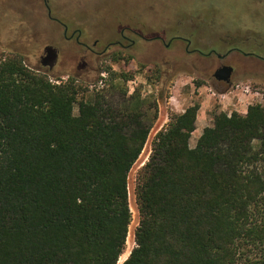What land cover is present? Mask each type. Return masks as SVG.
<instances>
[{
	"label": "trees",
	"instance_id": "16d2710c",
	"mask_svg": "<svg viewBox=\"0 0 264 264\" xmlns=\"http://www.w3.org/2000/svg\"><path fill=\"white\" fill-rule=\"evenodd\" d=\"M107 69L110 82L89 91L76 75L54 81L21 53L0 54V264H119L130 172L158 110L129 93L133 73ZM200 107L157 132L121 264H264V105L214 110L192 147Z\"/></svg>",
	"mask_w": 264,
	"mask_h": 264
},
{
	"label": "rangeland",
	"instance_id": "374dc122",
	"mask_svg": "<svg viewBox=\"0 0 264 264\" xmlns=\"http://www.w3.org/2000/svg\"><path fill=\"white\" fill-rule=\"evenodd\" d=\"M61 23L68 25V35L80 29L83 44L75 37L66 39ZM124 27H129L125 34L135 40L134 44L122 38L120 30ZM133 30L141 31L144 37ZM158 34L162 38H155ZM188 39L191 45L187 50ZM117 40L127 46L115 43L101 53ZM47 48L57 55L44 62ZM245 48L264 53V0H0V54L21 53L29 66L49 73L54 81L76 75L85 79L89 91L110 82L109 66L113 71L131 72L134 79L127 83L129 93L138 89L157 103L158 117L129 176L133 219L119 264L135 246L140 218L135 194L139 170L149 159L155 136L169 116L183 112L192 103H201L205 95L203 89L200 91L202 84L213 92L248 83L258 92L249 95V104L264 105V60L245 55ZM115 52L133 59L114 62ZM218 54L226 55L221 58ZM223 64L234 66L230 84L214 77ZM216 109L223 110L218 100L208 110L211 117ZM235 110L232 107L227 112ZM202 131L193 133L192 147Z\"/></svg>",
	"mask_w": 264,
	"mask_h": 264
},
{
	"label": "crops",
	"instance_id": "0c3cea01",
	"mask_svg": "<svg viewBox=\"0 0 264 264\" xmlns=\"http://www.w3.org/2000/svg\"><path fill=\"white\" fill-rule=\"evenodd\" d=\"M205 92V95L201 101V107L198 112L197 122H196V129L203 130L206 126L210 125L212 123V117L208 113V110L210 106L212 105V102L214 100H218L221 103V108L224 111H227V109L230 110V108L235 107V111H241L246 112L247 108L250 103V96L249 95H239V96H227L225 100H221L220 98H217L216 93L221 94L225 93L227 91H213L211 92L210 87L207 84H202L200 86V91ZM185 109H183L184 111Z\"/></svg>",
	"mask_w": 264,
	"mask_h": 264
},
{
	"label": "flooded vegetation",
	"instance_id": "af4514ba",
	"mask_svg": "<svg viewBox=\"0 0 264 264\" xmlns=\"http://www.w3.org/2000/svg\"><path fill=\"white\" fill-rule=\"evenodd\" d=\"M49 15H51V9H50V8H49ZM61 24L64 25V31H63V33H64V37H65L66 39H70V38L75 37V40H76L78 43L83 44V43L80 41V38H81V35H82V31H81L80 29L74 30L70 35H68V32H69V27H68V25L65 24V23H61ZM127 28H129V27H124V28H122V29L120 30L121 36H122L123 39L128 40V41H131V42H130L131 44H134V43H135V40L129 38V37L125 34V31H126ZM133 31H134L136 34H138L139 36L144 37L141 31H139V30H133ZM76 33H77V35H76ZM160 37H161L160 34H158V35L155 36V38H157V39L160 38ZM161 38H162V37H161ZM97 43H98V41L95 40L94 45H96ZM115 43L119 44V45L122 46V47L127 46V45H125L121 40H117L116 42H111V43H109V44L104 48V50H103L101 53H105V52L108 50L109 46L112 45V44H115ZM187 44H188V45H187V50H188L189 47H190V45H191V40H190V39L187 40ZM87 47H88L92 52H95V50L93 49V47H90V46H87ZM232 48H234V49L239 50L240 52H242L240 49H237L236 46H234V47H232ZM259 48H260V47H259ZM196 49H197V48H195V49H193V50H196ZM212 50H213V49H211V51H212ZM245 50H246V52H247V53H245V55H250L251 57H257L259 60H261V59L264 60V53H262V51L259 52V51H257V49H251V48H250V49L248 48V50H247V48H245ZM47 51H48L47 56H45V57L43 58V61H44V62L52 61V60L56 57V55H57V54H56L52 49H50V48H47ZM225 55H226V54H218V56L221 57V58H223ZM223 65H226V64H223ZM223 65H221V66H223ZM228 65H231V64H228ZM221 66H219V67H221ZM232 66H233V65H232ZM219 67H218V68H219ZM218 68H217V69H218ZM233 68H234V66H233ZM217 69H216V70H217ZM216 70H215V71H216ZM233 72H234V70H233ZM232 75H233V73H232ZM231 79H232V78H231Z\"/></svg>",
	"mask_w": 264,
	"mask_h": 264
},
{
	"label": "built area",
	"instance_id": "2783aa9c",
	"mask_svg": "<svg viewBox=\"0 0 264 264\" xmlns=\"http://www.w3.org/2000/svg\"><path fill=\"white\" fill-rule=\"evenodd\" d=\"M104 75V73H103ZM100 83L103 84V81H100ZM102 87H104L102 85ZM100 88V87H99ZM258 94V92H254L253 88L250 84L248 83H237L235 86H232V88L225 92V93H221L218 94L216 93V95L221 99V100H225L227 96L233 95V96H239V95H252V94Z\"/></svg>",
	"mask_w": 264,
	"mask_h": 264
},
{
	"label": "water",
	"instance_id": "95a60500",
	"mask_svg": "<svg viewBox=\"0 0 264 264\" xmlns=\"http://www.w3.org/2000/svg\"><path fill=\"white\" fill-rule=\"evenodd\" d=\"M233 70L234 68L232 65H223L214 72V77L219 81H224L230 84Z\"/></svg>",
	"mask_w": 264,
	"mask_h": 264
},
{
	"label": "bare ground",
	"instance_id": "6f19581e",
	"mask_svg": "<svg viewBox=\"0 0 264 264\" xmlns=\"http://www.w3.org/2000/svg\"><path fill=\"white\" fill-rule=\"evenodd\" d=\"M126 254H127V253H126ZM126 254H125V255H126ZM125 255H124V256H125Z\"/></svg>",
	"mask_w": 264,
	"mask_h": 264
}]
</instances>
